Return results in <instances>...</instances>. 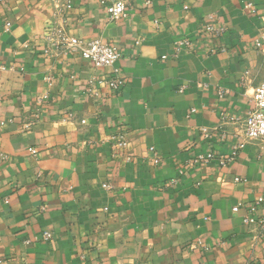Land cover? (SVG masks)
I'll use <instances>...</instances> for the list:
<instances>
[{
  "label": "crops",
  "instance_id": "obj_1",
  "mask_svg": "<svg viewBox=\"0 0 264 264\" xmlns=\"http://www.w3.org/2000/svg\"><path fill=\"white\" fill-rule=\"evenodd\" d=\"M103 1L0 0V264H264L243 222L264 217V146L241 126L264 0H132L118 20ZM53 27L112 44L122 88L88 97L111 69L57 53Z\"/></svg>",
  "mask_w": 264,
  "mask_h": 264
},
{
  "label": "built area",
  "instance_id": "obj_2",
  "mask_svg": "<svg viewBox=\"0 0 264 264\" xmlns=\"http://www.w3.org/2000/svg\"><path fill=\"white\" fill-rule=\"evenodd\" d=\"M130 1L132 0H114L107 8L109 18L111 20L125 18L127 16ZM103 2L104 1L101 0V3ZM7 26H9V24H7ZM203 30L213 36H218L223 31L222 29L215 28L211 25H204ZM46 40L48 42L52 41L50 45L57 53H77L84 61L90 63L95 69H111L109 75L99 78H91L87 81L84 92L88 97L100 99L102 89L117 91L122 88L123 80L119 76L118 69L115 68V63L119 59V53L109 42H106L101 38H94L88 41L72 39L67 37L62 27H53L48 32ZM182 43L185 45L188 44L187 41L179 42V44ZM255 46L256 48H260L261 43L256 41ZM47 81L50 82V79H47ZM238 121L240 120H237V122ZM241 126L243 138L264 146V82L260 83L253 89V93L249 97V107L242 120ZM118 146H125L124 140H119ZM213 160V154H201L195 158L193 164H205ZM152 162L158 164L159 158L154 155ZM220 164L223 165L224 162H220ZM103 188H107V186L103 185ZM262 201V198H258L256 203L258 204ZM232 211L237 212L238 208L235 207ZM243 222L245 224H255L260 232L264 231V217H261L256 221H252L250 218L245 217ZM50 237V233L44 232L43 239L45 241L50 239Z\"/></svg>",
  "mask_w": 264,
  "mask_h": 264
}]
</instances>
